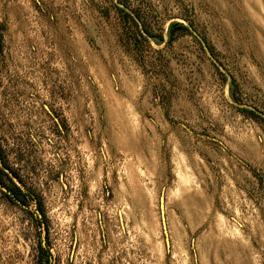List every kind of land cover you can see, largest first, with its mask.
Wrapping results in <instances>:
<instances>
[{
	"label": "rangeland",
	"instance_id": "obj_1",
	"mask_svg": "<svg viewBox=\"0 0 264 264\" xmlns=\"http://www.w3.org/2000/svg\"><path fill=\"white\" fill-rule=\"evenodd\" d=\"M0 43V264H264V0H0Z\"/></svg>",
	"mask_w": 264,
	"mask_h": 264
},
{
	"label": "trees",
	"instance_id": "obj_2",
	"mask_svg": "<svg viewBox=\"0 0 264 264\" xmlns=\"http://www.w3.org/2000/svg\"><path fill=\"white\" fill-rule=\"evenodd\" d=\"M118 2L119 3H124V4H126V0H118ZM118 10L121 12V13H123V17L125 16V17H127V18H129L130 19V21H126V22H129V24H130V26L131 27H133V26H135L136 27V32H137V34L135 35L136 37H140L141 39H144V40H146L148 37H151V38H153V39H158L159 40V37H160V39L162 38V36H157V35H155V34H152V33H150L149 31H148V29L146 28V26H145V23H143L141 26H140V24H139V22H138V16L137 17H133L132 15H130V13H128V11H127V8L126 7H119L118 6ZM180 29V30H187V27L184 25V24H182V23H175V24H172L171 25V28H170V30H169V35H170V37L172 38V36H173V34H174V32H175V29ZM139 38V39H140ZM163 39V38H162ZM157 41V40H156ZM249 112H251V113H253L252 111H249ZM42 251H44L43 249H41ZM49 263V260L47 259V264Z\"/></svg>",
	"mask_w": 264,
	"mask_h": 264
},
{
	"label": "water",
	"instance_id": "obj_3",
	"mask_svg": "<svg viewBox=\"0 0 264 264\" xmlns=\"http://www.w3.org/2000/svg\"><path fill=\"white\" fill-rule=\"evenodd\" d=\"M0 44H1V43H0ZM162 214H163V224H164V227H165L163 201H162ZM165 230H166V229H165Z\"/></svg>",
	"mask_w": 264,
	"mask_h": 264
}]
</instances>
